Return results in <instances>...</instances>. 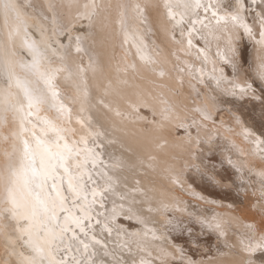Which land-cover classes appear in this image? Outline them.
<instances>
[{"label":"bare ground","instance_id":"bare-ground-1","mask_svg":"<svg viewBox=\"0 0 264 264\" xmlns=\"http://www.w3.org/2000/svg\"><path fill=\"white\" fill-rule=\"evenodd\" d=\"M223 1L202 0V3L215 4L223 15L227 10ZM251 1L253 5L247 6L244 0L242 5L233 0L244 24L252 30L251 35L243 27L234 32V44L238 50L247 46H243L244 41L249 43L248 54L243 50L248 64L258 55H264L260 51L264 45L257 43L261 31H264V0ZM20 3L26 6L24 23L11 38L9 32L16 24L10 20L5 27L0 15V55L3 60L12 62L15 72L11 80L0 74V91L11 92L14 97L23 99V91L16 86L15 79L27 80L30 87L36 86V76L20 67L31 60V53L24 44L27 39L34 41L51 57L50 63L44 62L43 70L54 73L52 86L58 96L53 99L48 94L46 103L34 108L31 115H27L29 109L25 102L23 112H8L5 114L7 119L0 120V172L9 162L19 165L24 140H30L34 145L33 133H41L45 120L68 129L69 142L75 145L80 141L78 147L82 154L85 149L82 138H87V148L94 149L103 161L95 168L90 162L85 168L81 162L78 168L77 160L73 159L67 162L68 172L61 168L55 173L56 188L67 196L65 207L69 211L60 214V223L68 231L54 259L62 260L64 264H175L172 259L177 257L175 251L179 245L166 233L169 231L166 224L171 222L172 215L183 224L190 218L202 222L209 220L214 224L217 220L221 222L220 230L210 229L204 223L222 244L216 254L208 259L195 260L180 253L182 262L179 264H248L249 260L252 264H264V255H256L260 251L248 253L244 250L250 237L257 239L255 223L264 227L257 213L256 217H249L244 214L246 211L229 209L221 204L222 201L202 195L192 186L189 172L187 175L190 166L201 165L203 152L215 147V136L224 142L223 147L226 145L219 154L220 159L234 160L243 171L251 168L253 161L249 156L250 144L243 146L229 132L219 134L208 129L207 124L198 118L199 112L196 113V110L205 111L203 104L197 105L194 100L195 95L197 99L199 96L195 84L187 78V72L200 84L205 98L206 90L220 97L222 103L219 105L233 104L226 100L227 95L248 103L249 97H257L251 92L241 95L238 89L232 94V86L227 85L226 80L217 87L216 79L221 78V68L227 78L233 76H228L227 67L218 55L224 51L225 42L218 39L222 33L216 31V20L211 17V11L205 14L200 9L198 17L190 14L186 18L203 21V24H196L189 37L192 25L177 26L169 19L165 0H20ZM142 57L150 58V61ZM252 79L241 73L242 82H252ZM40 87L43 88V84ZM189 123L193 124V131H179V128H189ZM241 124L252 134L248 123L242 120ZM249 134L246 138L254 142L256 139ZM223 135L229 136L232 142L225 140ZM230 150L239 152L242 158ZM253 150L252 155L257 159L264 147L261 145ZM254 169L256 171V167ZM102 170L113 177L114 191L96 195L94 210L85 213L80 206L82 200L79 204L74 203L69 180L86 183L91 201L93 188L100 192L105 187V180L98 175ZM257 173L264 179V170ZM89 174L92 180L88 179ZM241 176H237L238 182ZM212 180L217 182L220 179L212 177ZM258 181L263 188L262 180ZM51 182L50 179V185ZM260 192L264 194V190ZM249 201L253 208L262 211L259 218L264 217V204L258 198L246 195L244 202ZM9 207L3 201L0 189V264H21L22 259L30 254L21 240V229L26 223L13 218L6 211ZM122 215L133 223L118 219ZM77 216L82 219L84 231L74 223ZM85 243L89 245L87 249ZM44 247L47 253V246Z\"/></svg>","mask_w":264,"mask_h":264},{"label":"snow or ice","instance_id":"snow-or-ice-1","mask_svg":"<svg viewBox=\"0 0 264 264\" xmlns=\"http://www.w3.org/2000/svg\"><path fill=\"white\" fill-rule=\"evenodd\" d=\"M253 3H255V0H253ZM237 4L242 5V0H237ZM25 7V5L20 3V0H0V15L4 19L5 27L8 26L10 20L16 24V27L9 32V38L20 31V27L24 23ZM93 7L96 6L93 5ZM164 7L167 10L169 19L174 20L177 26L184 23L192 25L189 28V37L195 31L196 24L198 22L203 24V21L186 18L190 14H195L198 17L200 9H203L205 14L211 11V17L216 20V31L222 33L218 39L225 42L224 51L222 53L218 52V55H220L225 65L232 68L233 73V78L229 79L224 75V69L221 68V78L216 79L217 87H220L222 81L226 80L227 85L232 86V94H236L238 89L241 95H247L249 90L252 89V84L255 80L258 79L264 83V55H258L251 64H248L243 51L235 47L234 32L238 27H243L247 34H252L251 28L244 24L239 14V9L236 11L226 10L223 15H220L219 8L215 4L210 2L208 5H204L202 0H165ZM204 26L208 27L209 25ZM183 35L184 32L181 29V36ZM260 37L261 39L257 43L264 45V31H261ZM188 43L191 45V38H189ZM24 44L31 53V60L22 63L20 67L36 76V86L30 87L27 80L16 78L15 83L18 88L22 89L23 99L14 97L11 92L0 91V120H6L5 114L8 112H23L25 102L29 109L27 115H31V111L34 108L46 103L48 94L53 99L58 96L52 86L54 73L50 70H43L44 62L47 60L50 63L51 57L34 41L30 42L25 39ZM77 51H79V48ZM260 51L264 53V47ZM53 55H55V50H53ZM142 59L150 61V58L142 57ZM241 73L253 78L252 82L247 80L242 82ZM0 74L6 75L9 80L15 77L14 67L10 60L4 59L0 61ZM41 84H43V88L40 87ZM227 85L225 86V91L228 90ZM61 110H63L62 105ZM202 115L205 119L208 118L206 113H202ZM43 125L41 133H33L34 145L32 141L24 140L19 165L9 162L4 170L0 172L2 199L6 204L10 205L6 211L10 212L13 218L26 223V226L21 229V240L30 250V254L22 259L21 264H64L62 260L57 261L54 259V256L59 249V245L65 239V233L68 231L60 223V214L68 212L69 209L65 207L67 196L62 195L61 190L56 188L54 175L61 168L68 172L67 162L73 159L77 160L78 168L81 162L85 168L89 162L93 168L98 163L103 164L98 153L94 149L87 148V138H82L85 144L82 154V150L78 147L80 141L75 142V145L69 142L67 138L68 129L57 126L51 120L43 121ZM260 143L264 144V140L260 141ZM98 175L105 180V187L100 192L93 188V199L91 201L88 199L86 183H81L78 180L74 181L73 179L69 180V189L75 197L74 203L79 204L82 200L83 205L80 206L85 213L94 210L96 195L114 191L113 177L106 170H102ZM50 179L52 181L51 185L49 184ZM88 179L92 180L90 174ZM93 183L97 182L93 181ZM67 220L68 217L65 216V222ZM74 223L80 227L81 231H84L82 219L79 216L74 219ZM203 223L210 229L220 230L221 228V222L218 220L215 224L209 220H205ZM248 227L251 229L252 225H248ZM242 243L244 242L242 241ZM44 245L47 246V253ZM84 247L87 249L89 245L85 243ZM244 250L248 253L264 250V234H261L258 239L250 237ZM248 264H252V261L249 260Z\"/></svg>","mask_w":264,"mask_h":264},{"label":"rangeland","instance_id":"rangeland-1","mask_svg":"<svg viewBox=\"0 0 264 264\" xmlns=\"http://www.w3.org/2000/svg\"><path fill=\"white\" fill-rule=\"evenodd\" d=\"M235 1H237V0H235ZM244 1H246L247 6L249 4L250 5L252 4L251 0H244ZM223 3H224V1H223ZM224 4H223L224 8L227 9V11H229V10L233 11L234 6L237 5V4H235V5L233 4V0H228V2L224 3ZM242 8H243V6H242ZM147 33H148V31H147ZM257 37H259V36H257ZM199 41L200 40L198 38L197 42H199ZM244 45L248 46L249 43L247 41H244L243 46ZM76 46H75V48L78 49V45H76ZM247 46L241 47V51H243L245 49L246 54H248V52L250 50V48ZM2 60H3L2 56L0 55V61H2ZM246 61H247V63H249L247 57H246ZM226 67H227L226 68L227 74L231 78V76H233L232 68L228 67L227 65H226ZM195 73L197 74L198 72H196V70H195ZM188 74L189 73L187 72L186 76L188 79L192 80L193 83L195 84L196 93L199 96V98L197 99V96L195 95L194 100L196 101L197 105L203 104L202 109L205 111V113L207 114V117H208L207 119H205L204 116L202 115V113L200 111L196 110L197 111L196 113L199 112L198 118L203 123L207 124L206 126H208V129L216 130V132H218L219 134H221L223 132H229L230 134H232L234 136V138L236 140H239L243 146H248V144H250V147H249L250 150L249 151L251 152L250 153L251 155H249V156H250V159H253V161L250 164V165H252V167L247 169V170L244 169L245 171L239 170L241 167L238 165V167H239L238 168L237 164H234L235 162H234V160L232 161V159H230L231 161L230 160L227 161V159L226 160L220 159L219 154H221L220 152H222L223 148H225L226 145L224 144V147H223L222 144L224 142H222V140H220L221 141V143H220L219 139H217V137L215 136L213 140H214V142L215 141L216 142L215 143L212 142L215 145V147H214V145L212 144L215 149L214 148H211V149L208 148L209 149V150H207L208 152H205V151L203 152L204 158H200V161L203 160V161H201V165L198 164L199 166H197V164L195 163L194 167L190 166L191 168H189L187 170V175L189 172L188 178H190L189 180L192 181V183H191L192 186L194 185L193 187L196 188V190H198V192H200L202 195H205V196L212 198L214 200L222 201L221 204L227 205V208L229 207V209H232V210L240 209L243 212L246 211V212H244V214L247 216L249 215V217H253V218L256 217V213H257L258 220L261 221L262 224L264 225V217L262 216L263 219H262V217L259 218V214H262V211H259L255 208H253L252 205L250 204V201L248 203L244 202L246 195H248L250 198H254V199L258 198L264 204V194L262 192H260V191L264 190V184H263L264 179L262 178L261 175H259L257 173L259 171L261 172L264 170L263 169L264 162L263 163L260 162V160L261 161L264 160V151H262V150L259 151V154L257 155V157H258L257 159L254 158L252 155L254 148H260L261 145L264 147V144L260 143V141L264 140V85L260 84L261 81L255 80V82L252 84V89L249 92H251V94H256L257 97H255V98L249 97L250 103L245 102V101L238 99L236 97L231 98L233 96L227 95L228 99H226V100L228 102L231 101L230 102L231 104L233 103L231 105L232 106L231 107V106H226L224 104L219 105L222 103L219 101L220 97L217 94H216L217 97H215L214 94L212 93V91L210 92L209 90H206L205 92H207V98H205L204 92L202 91V89H201L202 87L200 86V84L195 82L194 79H191V77L188 76ZM198 75H199V73L197 74V76ZM207 80H210V79L207 78ZM255 84L258 86L255 87ZM203 88L205 89L204 86H203ZM227 96H224V99H225V97L227 98ZM217 103H218V106L216 105ZM233 111H235L237 113V115H236V113H233ZM238 111H239V114H238ZM240 115L242 117H240ZM242 120H243V122L248 123L250 125L249 126L250 128L252 127L250 129L252 131V134H249L248 131L246 132V130H245L246 127L243 124H241ZM231 126H233V127H231ZM188 127L190 129L184 127V129L179 128L180 130L179 129L178 130L183 131L184 133L188 132L189 130H192V131L194 130V126L192 123H189ZM248 134H249V136L254 137L257 140V142H256V140L254 142H252L251 140L246 138V136L248 137ZM223 137L225 140L228 139V142H232L231 140H229L230 139L229 136L227 137V136L223 135ZM217 142H219L220 144ZM251 146H254V147L251 148ZM212 149H214V150H212ZM236 149H239V148L237 147ZM194 151L196 152V149H194ZM232 151L230 150V152L233 154L234 152H232ZM237 151L238 150H236V152ZM234 155H237L238 157L242 158L240 156L239 152L234 153ZM234 155H231L232 158ZM202 162H204V163H202ZM230 162H232V163H230ZM203 165H205V166H203ZM200 166H202V167H200ZM255 167H256L257 172L254 169ZM244 168H246V167H244ZM189 170H191V171H189ZM246 171H250V173H249L250 175L249 174L247 175ZM190 172L192 173L191 176H190V174H191ZM243 173L245 175H243ZM238 175L243 176V177L241 176V181H239V182L237 181ZM212 177H217L218 179H220L218 181H221V182H218V181L216 182V181L212 180ZM250 177L253 178L254 180L251 182H248L247 179H249ZM244 178H246V179H244ZM258 179L262 180L263 183L262 182H260V183L263 185V188L261 187V185L257 184L259 182ZM220 183H223V184H220ZM222 185H224V186H222ZM252 202H254V200ZM221 207H223V206H221ZM248 208L250 209V212H252V213L249 212ZM126 217H127L126 215L125 216L122 215V217L119 216L118 219L123 220L127 223H133V221H131V219L129 217H127V218ZM170 218H171V220H170L171 222L168 221L169 223L166 224L169 227L168 228L169 231H167L166 233L168 235H170L169 236L170 240H172L173 242H175L179 245L178 250H176L174 248L176 250L175 254L177 257L175 259H172L173 263L179 264L180 262H182L180 260V255H179L180 253H181V256H186V257L188 256L189 259H192V258L195 260L208 259L209 257H213L216 254V252L220 249V247H222V244L217 241V239L214 237V235H212V233L209 231V229L204 225L202 220L195 221L194 219L190 218V220H188L187 222H184V224H183V223H180V222H182V220H180V219L177 220L176 218H173L172 215L170 216ZM14 224H15V222H14ZM256 227H257V231H256L257 234H255V237L258 239L261 234H264V227L261 225V223L259 224L258 222L255 223V228ZM204 228H205V230H204ZM258 228H259V230H258ZM177 252H178V254H177ZM258 252H255V253H258ZM256 255L257 256L264 255V250H261L259 252V254H256ZM174 260H176L177 262Z\"/></svg>","mask_w":264,"mask_h":264}]
</instances>
